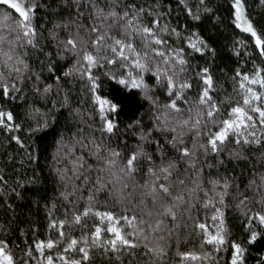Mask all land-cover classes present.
<instances>
[{"label": "snow or ice", "instance_id": "1", "mask_svg": "<svg viewBox=\"0 0 264 264\" xmlns=\"http://www.w3.org/2000/svg\"><path fill=\"white\" fill-rule=\"evenodd\" d=\"M178 3L193 21L214 13L210 0ZM0 8V95L19 99L25 89L31 91L36 101L25 119L35 124L30 125L33 132L46 127L49 118L58 119L57 103L74 113L78 122L56 142L52 172L66 189L72 187L61 194L66 201L81 193L69 201L63 219H50L46 240L16 246L18 257L0 240V264H94V253L119 264L124 257L139 264L141 248L148 264H162L173 243L177 264H218L221 250L231 251L230 264H245L247 249L230 238L225 209L229 198L238 200L236 208L247 220V243L254 244L264 229V210L252 211L254 204L264 208V27L246 13L244 0H232L233 23L254 41L261 63H254L250 73L235 72L231 94L214 80L210 67L190 63L193 53L211 52L214 58L215 49L198 32L182 36L165 20L171 6L165 11L160 0H0ZM39 9L54 18L51 28L37 25ZM49 45L55 52L45 51ZM34 56L38 70L30 63ZM104 78L138 92L149 106L123 132L112 119L119 105L100 94ZM47 79H54L56 95H63L61 101L52 100V108L47 104L53 84ZM77 84L91 94L97 127L91 113L86 119L81 108H71L69 97ZM194 88L195 98L189 95ZM39 101L43 107L36 106ZM0 127L12 132L22 124L15 123L11 111L0 110ZM127 135L135 138L134 146L119 142ZM11 139L24 147L19 137ZM226 152L229 160L256 161L243 189L239 177L218 171ZM99 194L127 204L120 213L107 205L101 211ZM199 208L205 210L204 221L193 216ZM188 220L201 237L199 251L180 248V230L187 229Z\"/></svg>", "mask_w": 264, "mask_h": 264}, {"label": "trees", "instance_id": "2", "mask_svg": "<svg viewBox=\"0 0 264 264\" xmlns=\"http://www.w3.org/2000/svg\"><path fill=\"white\" fill-rule=\"evenodd\" d=\"M48 2L49 0H41V3ZM143 2L151 4L155 3V0H143ZM160 2L165 7V11L167 6H171V14L166 16L165 20L172 27L177 28L182 36H187L191 32H198L210 48L215 49L214 58L211 52H206L204 56L193 53L190 57V63L194 68L196 65L210 67L214 80L222 84L227 93L231 94L233 92L231 77L237 70L250 73L253 71L254 63L256 65L261 63L258 56L259 50L255 48L254 41L248 34L237 29L233 23L232 0H210L208 6L214 10V13H202L200 21H193L188 17L178 0H160ZM188 2L195 4V0H188ZM244 3L246 13L258 28L264 27V5L260 4V0H244ZM0 12H3V8H0ZM53 19L44 9H39L36 13L37 25H43L45 28H51ZM45 36H47V32H45ZM41 43H44V41L42 40ZM180 46H184L186 51H190L182 42ZM45 51L55 52V48L49 45ZM237 52H239V55H237ZM30 63L34 68L39 69V63L35 56L32 57ZM103 71L105 69H100V72ZM47 75V72H45V76ZM151 82L152 80L149 78V83ZM45 83L53 84L51 100L47 104V108H52V100L61 101L63 95H56L54 79H47ZM99 91L103 97L119 105V115L113 114L112 119L119 125L120 132L125 130L133 118L145 113L149 107L146 101L141 100L138 92L129 91L114 80L104 78L103 86ZM189 95L195 98V88ZM223 95L224 92L219 93L221 98ZM35 101L36 97L32 95L29 89H25L19 99H11L0 95V110L11 111L15 117V123L22 124L19 130L12 132L0 127V176L3 177V179H0V240L5 241L8 248L17 257L20 255L17 245L23 248L25 241L32 243L34 238L35 240H46L49 236L48 224L50 219H63L65 210L70 207L69 201H75V197L81 194L78 192L73 196H69V200L66 201L61 194L65 191L72 192V187L68 185L66 189L58 178L54 177L52 172V169L56 166L52 160L56 142L62 134L65 137L68 136V125L73 126V130H75L78 119L74 113H70L68 109L60 108L59 103H57L56 116H58V119L49 118L46 127H41L39 131L33 132L30 130V125L34 128L35 124L26 120L25 117L30 105H33ZM69 102L72 109L81 108L86 119L88 113L95 116L94 127L99 125V117L97 110L93 107L91 94L81 92L79 84L73 88ZM43 105V101L36 103L38 107H43ZM88 122L91 123L90 120ZM81 126L83 127V125ZM85 130L87 131V128ZM96 135L99 136V133L97 132ZM12 136L19 137L24 147L11 139ZM125 140L129 147L134 146L136 142L131 135L121 137L119 142L123 144ZM245 154L247 155V153ZM222 159H224L225 166L219 168V173L230 178L233 176L239 177L243 181L241 184V189H243V186L252 177V165L256 161L251 157L248 161L243 159L229 160L227 152ZM59 166L63 167L64 165ZM260 170L264 171V168ZM207 171L209 170L206 169V173ZM212 172L215 176L216 171L212 170ZM69 175H71L70 172ZM79 183L77 181L78 185ZM129 184V191H131L132 182L130 181ZM83 195L86 197L87 192H83ZM134 195L137 196L138 202L139 191ZM98 201L97 207L101 211L105 210L104 206L107 205L108 209L117 213H120L127 204V201L124 204L118 203L115 197H109L107 194H99ZM84 203V200L79 201L81 211ZM237 203L238 200L229 198V206L225 209V221L230 230V238L247 249L245 264H259V262L264 261V229H260L262 235L257 238L254 244H248L249 233L245 227L247 220L241 214V211L236 208ZM261 210H264V208L260 204L252 206L253 212ZM197 215L200 221L205 220V210L203 208L193 210V216ZM186 223L187 229L185 230L182 227L180 230L182 241L180 248L183 251H199L201 237L193 229L194 221L188 220ZM208 223L211 226L210 219ZM73 231L76 235L80 234L79 230ZM52 235L55 236L54 231ZM206 250L212 251L211 248ZM176 251L175 243H173L162 264H177L179 258L176 256ZM143 252L142 248L139 249L136 259L139 264H148L149 258L144 256ZM93 259L94 264H119L114 258L108 260L100 256L99 253H94ZM217 261L218 264H230L231 251L221 250L217 254ZM123 264H129L127 257L123 258Z\"/></svg>", "mask_w": 264, "mask_h": 264}]
</instances>
